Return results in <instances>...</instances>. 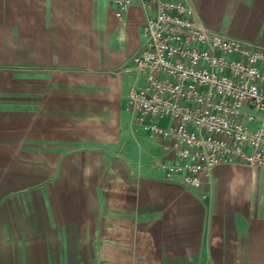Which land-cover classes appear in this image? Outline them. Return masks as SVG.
<instances>
[{
  "label": "crops",
  "instance_id": "0c3cea01",
  "mask_svg": "<svg viewBox=\"0 0 264 264\" xmlns=\"http://www.w3.org/2000/svg\"><path fill=\"white\" fill-rule=\"evenodd\" d=\"M183 1L207 31L264 46V0ZM153 13L0 0V264H264V167L186 186L127 110Z\"/></svg>",
  "mask_w": 264,
  "mask_h": 264
},
{
  "label": "built area",
  "instance_id": "2783aa9c",
  "mask_svg": "<svg viewBox=\"0 0 264 264\" xmlns=\"http://www.w3.org/2000/svg\"><path fill=\"white\" fill-rule=\"evenodd\" d=\"M111 1L124 20L133 0ZM141 1L154 13L132 65L146 83L131 89L127 109L176 153L165 174L196 188L218 165L264 167V46L207 31L183 0Z\"/></svg>",
  "mask_w": 264,
  "mask_h": 264
},
{
  "label": "rangeland",
  "instance_id": "374dc122",
  "mask_svg": "<svg viewBox=\"0 0 264 264\" xmlns=\"http://www.w3.org/2000/svg\"><path fill=\"white\" fill-rule=\"evenodd\" d=\"M128 110V109H127ZM128 112H130V110H128ZM130 114H131V112H130ZM133 120V119H132ZM133 122H134V120H133ZM135 123V122H134Z\"/></svg>",
  "mask_w": 264,
  "mask_h": 264
}]
</instances>
